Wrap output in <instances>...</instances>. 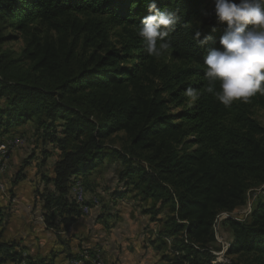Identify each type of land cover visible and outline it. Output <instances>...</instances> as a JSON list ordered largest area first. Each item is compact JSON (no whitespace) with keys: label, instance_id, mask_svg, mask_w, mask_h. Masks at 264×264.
Returning a JSON list of instances; mask_svg holds the SVG:
<instances>
[{"label":"trees","instance_id":"16d2710c","mask_svg":"<svg viewBox=\"0 0 264 264\" xmlns=\"http://www.w3.org/2000/svg\"><path fill=\"white\" fill-rule=\"evenodd\" d=\"M151 2L0 0V141L30 123L43 156L58 151L50 176H42L52 187L35 190L46 229L66 231L81 216L70 194L75 180L86 191L85 177L105 160L122 163L117 177L126 188L109 196L133 191L152 202L143 213L160 222L151 243L165 248V264H213L219 214L257 191L245 218H224L225 254L233 257L227 264H264V127L253 116L264 95L226 107L204 91V57L222 47L226 27L208 14L210 0H155L180 19L166 37L170 49L148 55L137 29ZM18 35L24 46L13 56L2 45ZM204 36L211 39L201 44ZM189 87L200 93L194 102ZM117 132L126 146L107 147ZM16 176L13 183L23 177ZM2 222L0 212V264H52L4 241Z\"/></svg>","mask_w":264,"mask_h":264},{"label":"rangeland","instance_id":"374dc122","mask_svg":"<svg viewBox=\"0 0 264 264\" xmlns=\"http://www.w3.org/2000/svg\"><path fill=\"white\" fill-rule=\"evenodd\" d=\"M210 2L213 4L214 0H210ZM12 31V29H7V32ZM18 36L19 38L15 40H7L2 45V48L10 49L13 56L18 55L24 46V39L20 37V35ZM253 116L264 127V109L255 108L253 110ZM29 126H31V124ZM126 144L127 143L122 132L114 133L105 140V145L112 148H122L123 146H126ZM18 147V149L16 148L17 150H15L16 152L14 151L18 162H16V167L13 168V171L9 176V184H12L11 182H13L14 177L17 174H23L24 167L28 163V160H31L36 154L38 155L40 161L35 163L34 158L30 161L31 165L28 166V170L26 171V174L29 176L31 175V171H33L32 168L36 167V169L44 170L48 168L47 165L50 168L53 162L58 158V151H55V149L52 148L50 149L51 152L49 151L50 155L43 156L40 148L26 136L25 139L23 138V144H19ZM42 158H44L46 164L44 161V163L41 161ZM7 161L3 171L6 169V164L8 165ZM121 167L122 163L119 161L109 162L105 160L103 165L99 167V172L93 171V173L85 177L84 182L86 185L90 184L86 191L83 183H81L84 189L83 193L85 194V202L92 200V197H97V199H93L90 205L87 204L89 211L87 210L86 214H82L87 222L82 230L84 235H81V239L79 241H83V248L98 245L102 247L103 251L101 255L98 251L91 253L88 249L80 248L75 252L76 255L69 259L68 264H94L92 260H86V262L84 260L81 262V259L90 258L91 255H94L92 258L95 257L98 259V264L166 263L167 259L165 260L162 258L165 248H163V250L156 249L155 245L151 243V239L154 238L153 232L159 228L160 222L152 221L151 215L143 213V210L146 208H153L151 207L153 205L152 202L150 200H142L133 191H129L121 197L120 195L117 196L115 202H113V199L111 200V196H109V193L112 191H117V193H119L121 191L123 192L126 188L118 182L117 175ZM2 174L3 172L1 173V176ZM0 183L3 184V190H0V193L6 194L2 200H5L3 203L7 204L8 199L11 198L12 189H6V186L8 185L2 181L1 177ZM44 189L45 188L42 190ZM257 194V191L256 193H249L245 205L233 210L232 212L219 214L215 224V236L217 249L223 254L222 258H216L213 260V264H227L229 260L233 258L225 254L226 248L229 245V240L228 229L223 224L224 218L228 216L237 219L245 218L251 209V206L256 201L258 196ZM30 207L32 211L35 210L36 206L34 207L33 205H30ZM166 212L167 209L163 208L159 213L158 218H163ZM107 215L111 216L106 217L105 220V216ZM104 220L105 222L107 221L106 225L103 223ZM58 226H61V222ZM73 226L74 225L70 224L67 231L61 229L60 234L66 235V233L71 231L72 228L74 231ZM65 238L70 239V236L67 237L66 235ZM165 242L170 244V239L166 238ZM85 243L89 245H86ZM79 247H81V245H79Z\"/></svg>","mask_w":264,"mask_h":264},{"label":"clouds","instance_id":"9594fccd","mask_svg":"<svg viewBox=\"0 0 264 264\" xmlns=\"http://www.w3.org/2000/svg\"><path fill=\"white\" fill-rule=\"evenodd\" d=\"M137 29L148 55L160 57L171 47L166 37L172 32L179 16L160 10L155 0L148 5ZM215 17L226 27L219 39L221 48H212L204 57V91L224 106L235 101L247 102L256 94L264 95V0H214ZM197 31L193 39L199 40ZM210 36H204L201 44ZM219 83L217 90L216 84ZM185 95L194 102L200 93L189 87Z\"/></svg>","mask_w":264,"mask_h":264},{"label":"crops","instance_id":"0c3cea01","mask_svg":"<svg viewBox=\"0 0 264 264\" xmlns=\"http://www.w3.org/2000/svg\"><path fill=\"white\" fill-rule=\"evenodd\" d=\"M29 125L30 124L27 123L25 125L17 126L10 129L8 133L22 136L24 138L26 136L30 139L32 127ZM14 151L9 159H7L8 165L6 164V169L1 176L2 181L8 185L6 186V189H12L11 198L8 199L7 204L3 203L5 200H2L6 194L0 193V212L3 214V223L1 225L2 239L4 241H15L20 244L23 250L35 258L44 259L52 264H68L69 256L84 246L83 241L79 240L81 239V235H84L82 230L87 220L81 215L71 223L74 225V231L72 228L71 231L66 233L67 237L70 236V239L65 238L66 235L60 234V227V229H46L45 225L39 220V217L42 216V210L40 207L42 203L40 199L35 196V190L52 187L51 184L47 185L45 181L42 180V176H50L52 166L49 168L47 165L48 168L44 170L36 169V167H34L32 168L33 171H31L30 176L26 174L28 166L31 165L30 161H32L33 158L35 163L40 161L36 154L37 156L35 155L31 160H28L29 164L27 163L24 167V172L22 174L23 177L17 180L16 183H13L17 177L15 176L13 182H11L12 184H9V176L12 173L13 168L16 167V162H18L15 154L16 151ZM42 160L43 158L41 161ZM88 186L89 185L87 184V188ZM94 198L97 197H92V199ZM30 205H33L34 207L36 206L35 210L31 211ZM103 223L106 225L107 221H104ZM79 245H81V247H79ZM85 248L89 250H97L100 254L103 251L102 247L98 245ZM5 264L13 263L7 262Z\"/></svg>","mask_w":264,"mask_h":264},{"label":"bare ground","instance_id":"6f19581e","mask_svg":"<svg viewBox=\"0 0 264 264\" xmlns=\"http://www.w3.org/2000/svg\"><path fill=\"white\" fill-rule=\"evenodd\" d=\"M19 144H20V142H12V144H11V143H2V140L0 141V160H1L2 170L4 169L5 163L8 159V157L10 156V154H6V152L10 151V153H12L18 147ZM2 172L3 171H0V177H1ZM72 186H74V188H79V195L77 196V204H79V206L85 207L86 211L87 210L89 211V209H88L89 207L87 205H85V196H84L85 194L83 193L84 189H83V185L81 184V182L77 179L73 182ZM87 256H88V254H87ZM92 256H94V255H91V257ZM85 262H86V260H85Z\"/></svg>","mask_w":264,"mask_h":264},{"label":"built area","instance_id":"2783aa9c","mask_svg":"<svg viewBox=\"0 0 264 264\" xmlns=\"http://www.w3.org/2000/svg\"><path fill=\"white\" fill-rule=\"evenodd\" d=\"M208 14L210 16H215L214 2H213V4H211V6H209V8H208ZM12 142H20V145H22L23 144V138H20L18 136H15V137H11V138H8V139L2 141V143H11V144H12ZM6 154H11V153L9 151V152H6ZM0 171H3L2 170V167H1V160H0ZM0 190H3V184L2 183H0ZM70 194H71L73 200L75 201V203L77 204V196L79 195V188H74V186H72L71 189H70ZM77 205H78V208H79V210L81 212V215L82 214H86V208L83 207V206H79V204H77ZM39 220L41 222H43V217L40 216L39 217ZM222 254H223L222 252L217 251L215 258H222ZM84 260H92L94 262V264H98V259H94L92 257H90V258H84L81 261H84Z\"/></svg>","mask_w":264,"mask_h":264}]
</instances>
